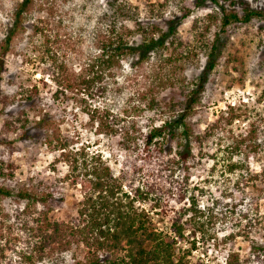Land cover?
<instances>
[{
	"label": "rangeland",
	"instance_id": "374dc122",
	"mask_svg": "<svg viewBox=\"0 0 264 264\" xmlns=\"http://www.w3.org/2000/svg\"><path fill=\"white\" fill-rule=\"evenodd\" d=\"M19 1L0 0V39L9 24L11 11ZM111 1L35 0L25 31L13 38L3 58L6 71L1 82L3 93L12 103L9 109L12 112L24 110L31 126L34 125L31 121L40 112L47 113L49 120L43 131H30L38 133L39 137L42 133L52 140L57 137L60 141L55 142L54 148L44 146L42 139L21 141L18 135L22 130L6 133L2 128L4 116H0V139L10 142L0 143V163H11L15 167L10 184L24 186L31 192L51 190L57 197H63L60 208L54 212L55 217L68 221L75 216L81 193L79 185L72 186L66 179L68 163L60 156V144H66L65 154L81 148L89 155L98 153L113 176L117 177L119 170L130 167L133 157H130V151H123L121 134L113 136L98 128L94 121L106 112L109 114L108 125L117 131L130 124L145 131L158 119L160 111L169 112V104L181 103L184 106V101L203 76L207 65L208 49L203 43L210 45L218 32L220 57L216 58L213 70L207 73L204 90L186 120L194 135L201 137L204 155L198 156L199 146L193 144L192 153L196 159L193 164L190 162L188 172L181 165L173 164L169 168L171 170L158 169L154 182V178L147 179L128 170L124 184L131 180L133 188L139 187L143 191L148 190L149 184H155L154 192L149 196L156 200L136 202L135 205L147 212L155 226L162 230L169 224L168 216L161 214L160 208L176 199L177 188L187 177L188 187L199 201L197 206L206 216L208 213L212 215L211 222L205 228L208 233H215L216 237L204 246L197 242L196 249L185 258L187 264H226L229 250L238 255L241 264H264V252H256V248H264V219L258 220L264 217V182H251L256 186L236 192L233 189L235 173L225 174L222 167L226 160L240 161L241 154H235L231 149L245 139L239 146L241 153L245 152L244 147L250 142L261 146L252 155L249 169L252 173L264 169V21L253 19L246 25L231 24L220 33L218 20L211 23L203 19L212 12H220L219 6L206 1L203 7L192 9L189 16L176 27V37L182 42V47L177 51L172 52L169 38H166L163 49L149 53L139 64L136 63L137 56L122 58L119 67L112 70L113 76L103 77L105 95L86 96V92L78 89L71 92L64 90L63 94L57 93L58 97H55L54 87L47 76L43 78L42 68L37 64L42 37L32 35L33 25L40 26L43 34L49 37L59 61L67 65L68 75L77 76L98 55L100 43L112 36L111 31L122 35L129 45L137 47L142 39L136 30V22L146 29L155 25L166 33L170 21L179 17V8L184 6L182 3L188 6L192 0H170L161 10L155 0H121L128 15L122 18L115 17L110 7ZM233 1L235 4L230 9L238 13L244 6L264 10V0ZM219 3L229 8L227 1L219 0ZM195 20H199L197 27L200 31L210 22L209 31L202 41L191 30ZM157 34L159 32H155ZM174 53L181 59L175 60ZM229 55L242 62L239 72L234 63L229 62ZM40 79L47 80L45 86ZM32 85H37L39 95L26 102L20 95L25 93L24 89L30 90ZM142 95L146 101L141 99ZM150 99L157 104L154 109L147 107ZM231 115L238 117L230 120ZM163 116L168 117V114ZM210 128L211 136H205ZM251 129L255 133L253 139H248ZM173 145L165 147L167 156L174 153ZM213 163L217 165L211 172ZM2 183L8 184L0 179ZM124 190L128 191L127 188ZM156 201L157 204L153 206ZM24 207L23 202L13 198L0 199V264H33L22 257L32 255L30 246L24 242L30 240L31 236L22 224L28 222L31 225L36 213L25 214L22 211ZM243 215H247V219H243ZM188 217L186 215L185 219ZM204 219L199 220L206 221ZM248 221L251 226H244H248ZM243 229L248 236L246 240L239 236L232 241L222 242L223 233H237ZM179 243L183 248L189 245L187 241ZM86 252L82 245L73 244L68 251L53 253L34 264H74L83 261Z\"/></svg>",
	"mask_w": 264,
	"mask_h": 264
},
{
	"label": "trees",
	"instance_id": "16d2710c",
	"mask_svg": "<svg viewBox=\"0 0 264 264\" xmlns=\"http://www.w3.org/2000/svg\"><path fill=\"white\" fill-rule=\"evenodd\" d=\"M112 1L110 7L116 15L114 16L127 17L123 1ZM155 1L158 9L161 10L166 7L170 0ZM206 1L219 6L220 12H212L205 15L203 19L206 18L211 23L218 20L220 33L224 32L231 24L246 25L253 19L264 21V10L244 6L238 13L234 9H230L235 4L233 0H222L228 2L229 8L223 7L219 0H192L188 6L182 3L184 6L179 8V17L170 21L166 33L161 32L155 25L146 29L139 22H136V30L142 39L141 44L137 47L129 45L124 41L122 35L111 31L112 36H108L100 43L98 55L93 57L77 76L68 75L67 65L59 61L56 52L50 45L49 37L43 34L40 26L33 25L32 35L42 37L37 56V64L42 68L41 74L43 78L47 76V80L54 87L53 95L55 97H58L57 93L63 94L64 90L71 92L78 89L86 92V96L105 95L106 87L102 84L103 77L113 76L112 70L119 67L122 58L129 55L137 56L136 63L139 64L147 58L149 53L163 49L166 38H169L172 52L180 49L182 42L176 37V27L180 21L189 16L192 9L203 7ZM34 6L35 0H21L16 3L11 11L9 24L0 39V116H4L2 128L6 133L22 130L18 135L19 140L42 139L41 143L44 146L54 148L55 142L60 141L59 138L55 137L54 141L48 135L44 136L41 133V137H39L38 133L30 131L31 129L43 131L49 120L48 114L40 112L39 116L31 121L34 124L31 126L24 110L10 111L9 108L12 103H9L8 97L1 89L2 76L6 71L3 58L8 53L13 38L25 31L26 23ZM197 21L199 20L193 22L191 30L194 31L195 37L202 41L209 31L210 26L208 24L210 22L200 31L197 27ZM155 32H159V34L155 35ZM217 36L218 32L215 33L210 45L203 43L208 49L207 65L203 76L200 77L199 82L196 83L195 88L190 91L184 101V106L181 103L169 104V112L160 111L158 119L154 120L145 131L133 124L117 131L112 125H108L109 114L106 112L94 121L98 128L113 136L121 134L123 151H130V157H133L130 167L119 170L117 177L113 176L111 169L98 153L89 155L84 148H81L65 154L66 144H60V156H63L68 163L69 173L66 179L70 181L72 186L79 185V192L81 193L76 214L68 221L59 217L56 218L54 215L55 210L60 208L63 197L58 194L59 197H57L51 190L31 192L24 186L10 184L14 178L15 167L11 163H0V179L8 182V184H0V199L13 198L17 202L24 203L25 207L22 211L25 214L36 213L33 215L31 225L28 222L22 224L23 229L31 236L30 240L24 242L30 246L32 255L22 256L28 263L41 262L53 253H64L75 244L76 246L82 245L87 252L83 261H77L74 264H187L185 258L190 255L192 250L196 249L197 242L204 246L216 238L215 233L210 234L205 228L211 222L212 215L208 213L206 216L205 212L198 207L199 201L193 195L192 189H189L187 177L177 188V197L170 205L161 208L156 205L160 208L161 214L168 216L167 223L169 226L162 230L155 226L152 217L147 212L135 205L136 202L156 200L149 196L154 192L155 184H149L148 190L143 191L139 187L133 188L131 180L127 181L126 184L124 182L127 180L128 170H131L133 174H142L147 179L149 177L150 179L154 178V182L158 175V169L171 170L169 168L173 164L181 165L184 171L188 172L191 168L189 167L190 162L193 164L196 159L192 153L193 144L199 146L198 156L204 155L201 137L194 135L186 120L192 114L194 105L198 103V97L204 90L207 73L213 70L217 61L216 58L220 57L218 53L220 52L218 48L220 44ZM174 55L175 60L181 59L178 54L174 53ZM228 59L229 62L234 63L237 71L243 65L234 55H229ZM47 80L40 79L39 81L45 86ZM27 89H24L26 90L25 93L22 92L20 96L23 97L24 101L31 102L39 95L38 87L32 85L30 90ZM141 99L146 101L144 95L141 96ZM156 105L153 99L147 103L149 109H154ZM165 114H168V117H164ZM93 116H91L92 119ZM237 117V115H231L229 119L233 120ZM211 130L212 128L206 132L205 136H211ZM254 133L255 130L251 129L248 139H253ZM243 140H240L231 149L235 154H241L240 161L226 160V163L222 165L223 173H235L233 189L236 192L246 187L256 186L251 182L255 183L257 180H260L261 183L264 182L263 168L259 173H254V171L252 173L249 169L250 161L253 159L252 155L256 154L261 146L258 143L250 142L244 147L245 152L241 153L239 146ZM0 143L10 144L9 141L6 142L1 139ZM171 144H174V153L167 156L165 147ZM210 158L212 159V157ZM216 165L217 163L211 165V172L212 169L215 170ZM182 186L184 188L181 189ZM124 188H127L128 191ZM188 192L190 193L188 194ZM177 204L178 207L174 208ZM186 215L189 216L188 219H185ZM200 218H205L206 221H200ZM243 219H247V215H243ZM262 219L264 217L258 220ZM246 224L248 226H244H251L250 221ZM239 236L245 240L248 238L243 229L237 233H223L221 240L222 242L232 241ZM184 241H187L189 245L183 248L179 242ZM256 250H258L256 251L257 254L264 252V248L261 247L256 248ZM226 264L241 263L238 255L229 250Z\"/></svg>",
	"mask_w": 264,
	"mask_h": 264
}]
</instances>
